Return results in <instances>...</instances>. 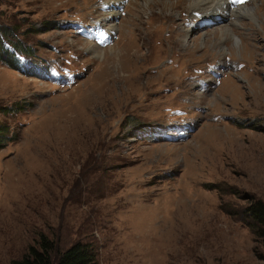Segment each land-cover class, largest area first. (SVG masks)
<instances>
[{
    "label": "rangeland",
    "instance_id": "rangeland-1",
    "mask_svg": "<svg viewBox=\"0 0 264 264\" xmlns=\"http://www.w3.org/2000/svg\"><path fill=\"white\" fill-rule=\"evenodd\" d=\"M109 3L0 0L7 42L76 72L60 88L0 61V109L24 108L0 110L17 136L0 152V264L42 235L90 246L97 264H264L246 216L264 202V0L245 4L253 20L205 28L196 13L234 11L125 0L113 18ZM92 21L113 27L111 46L73 27ZM226 60L237 67L220 78L200 71Z\"/></svg>",
    "mask_w": 264,
    "mask_h": 264
},
{
    "label": "trees",
    "instance_id": "trees-1",
    "mask_svg": "<svg viewBox=\"0 0 264 264\" xmlns=\"http://www.w3.org/2000/svg\"><path fill=\"white\" fill-rule=\"evenodd\" d=\"M9 32L7 31L6 34ZM4 32L0 28V61L12 70L20 72V62L16 60L14 54L7 52L4 48ZM27 54L32 55L29 48H25ZM27 74V73H25ZM23 110V107L1 108L3 115H8L14 110ZM16 133L12 131L7 122L0 119V152L7 146L9 141L16 139ZM246 216L253 222L254 231L264 237V202L255 201L246 210ZM11 264H97L96 254L92 248L86 244L78 242L65 251H56L53 242L46 236H40L39 247L32 246L27 254L20 260H15Z\"/></svg>",
    "mask_w": 264,
    "mask_h": 264
},
{
    "label": "bare ground",
    "instance_id": "bare-ground-1",
    "mask_svg": "<svg viewBox=\"0 0 264 264\" xmlns=\"http://www.w3.org/2000/svg\"><path fill=\"white\" fill-rule=\"evenodd\" d=\"M123 0H110V3L109 4H113L112 5V8H114L116 6L117 3H121ZM225 1L226 5L228 4V0H190V4H192V7L194 8V10L196 9H201L204 7V9L210 7V6H214L216 5L217 3H220V2H223ZM252 8L253 7H249L247 5L245 6H242V7H239L235 10H233V15L231 13L228 12L227 16L230 15V16H236V17H248L249 19L253 20L255 19L256 15L255 13L252 12ZM112 16L113 18H116L118 16V12L115 11V10H111L109 13H108V16ZM229 16V17H230ZM109 18V17H108ZM111 18V17H110ZM247 18V19H248ZM106 27V26H105ZM113 28V27H112ZM112 28H109V29H112ZM99 54V53H98Z\"/></svg>",
    "mask_w": 264,
    "mask_h": 264
},
{
    "label": "snow or ice",
    "instance_id": "snow-or-ice-1",
    "mask_svg": "<svg viewBox=\"0 0 264 264\" xmlns=\"http://www.w3.org/2000/svg\"><path fill=\"white\" fill-rule=\"evenodd\" d=\"M234 2H235V0H234ZM241 2H242V0H241Z\"/></svg>",
    "mask_w": 264,
    "mask_h": 264
}]
</instances>
